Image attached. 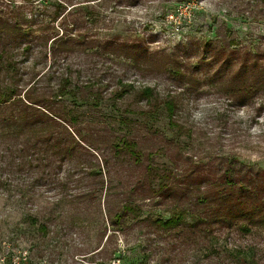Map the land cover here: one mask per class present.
Listing matches in <instances>:
<instances>
[{"label":"rangeland","instance_id":"obj_1","mask_svg":"<svg viewBox=\"0 0 264 264\" xmlns=\"http://www.w3.org/2000/svg\"><path fill=\"white\" fill-rule=\"evenodd\" d=\"M0 55V264H264V0H0Z\"/></svg>","mask_w":264,"mask_h":264},{"label":"trees","instance_id":"obj_2","mask_svg":"<svg viewBox=\"0 0 264 264\" xmlns=\"http://www.w3.org/2000/svg\"><path fill=\"white\" fill-rule=\"evenodd\" d=\"M233 37L230 36V38L228 39V45H231V43L233 44ZM40 53V52H39ZM1 58V55H0ZM11 63H6L5 66L10 67ZM235 78H241L243 76V72L241 71V69H238L235 72ZM258 78V84H260L259 86L255 87L256 85H246L244 82H242L239 86H235V87H231L230 90L235 92V93H253L255 90H259L261 88L264 87V69H262L261 71L258 72V74L256 75ZM74 79L71 76L70 73L66 72L64 78H62V84L60 85V91H62L63 93L67 92V90H69L68 92H70V94L75 95V92H72L71 89H69L71 87V85H73ZM257 82V81H256ZM120 85L118 91L116 92V97L117 98H121L123 97L126 93H127V89L126 87H123V85L121 84V82L118 83ZM72 92V93H71ZM153 90L149 87H146L142 90V94H144V96H146L149 100L150 98L153 97L154 98V94H153ZM27 100V99H26ZM27 102L31 103V104H35L38 105L39 103H37L34 99H30L27 100ZM163 104L166 108L168 117L170 119V123L172 124V116L174 115V110H175V106L172 100H164ZM26 114V111L23 110L20 116V120L22 122H28V119ZM70 152V151H69ZM235 175H234V169L232 167L231 164H228V166L224 169V183L225 185L229 188L230 192H231V196L233 198L236 197V195H238V190L241 189H245L246 185H244V183L241 180L235 181L234 179ZM238 184V185H236ZM237 186V188H236ZM256 192H253L250 197L248 198H242L239 200V205L241 206L240 209H236L234 211V215H241L242 217H247L248 220H253L254 217L258 214H260L264 208L259 205L258 207L255 205V200H256ZM219 198H223V195H220ZM237 198V197H236ZM203 200V199H202ZM126 210L135 213V208L131 207V206H127ZM228 212L231 213V208L228 209ZM182 216H178L176 219H170L166 222L163 221H158L159 224L161 226L164 227H169V226H175L176 224H178V222H180ZM41 228L43 229V231H46V229H44L43 226H41ZM243 230L245 232H249V229L246 227H243Z\"/></svg>","mask_w":264,"mask_h":264},{"label":"built area","instance_id":"obj_3","mask_svg":"<svg viewBox=\"0 0 264 264\" xmlns=\"http://www.w3.org/2000/svg\"><path fill=\"white\" fill-rule=\"evenodd\" d=\"M179 13H180V14L182 13V8H181V7L177 9L176 14L179 15Z\"/></svg>","mask_w":264,"mask_h":264}]
</instances>
